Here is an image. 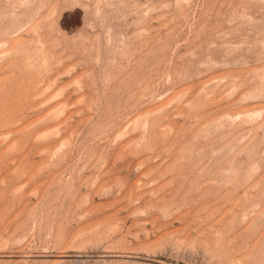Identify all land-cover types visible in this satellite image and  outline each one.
<instances>
[{
    "label": "rangeland",
    "instance_id": "obj_1",
    "mask_svg": "<svg viewBox=\"0 0 264 264\" xmlns=\"http://www.w3.org/2000/svg\"><path fill=\"white\" fill-rule=\"evenodd\" d=\"M0 264H264V0H0Z\"/></svg>",
    "mask_w": 264,
    "mask_h": 264
}]
</instances>
